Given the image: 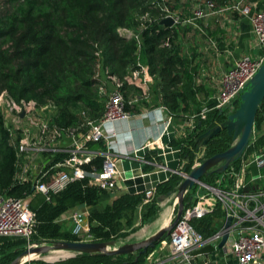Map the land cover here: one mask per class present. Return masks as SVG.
Wrapping results in <instances>:
<instances>
[{"label": "trees", "instance_id": "trees-1", "mask_svg": "<svg viewBox=\"0 0 264 264\" xmlns=\"http://www.w3.org/2000/svg\"><path fill=\"white\" fill-rule=\"evenodd\" d=\"M0 1V94L16 103L32 101L35 107L51 106L49 120L57 129L78 132L88 122L101 117L103 96L98 92L100 81L95 77L98 63L106 74L118 81L129 70L139 65L146 66L147 73L153 77L148 100L142 98L134 87L124 83L120 87L125 110L132 114H136L138 109L128 103L124 90H132L133 98L143 105H164L170 112L178 109L179 103L187 97L191 69H188L187 60L180 54L176 42L177 30L187 26L181 23L167 26L160 20L165 8L179 16L186 15L193 0ZM211 1L218 6L227 2ZM117 28L137 34L138 41L132 36H121ZM213 103V100L207 101L206 107H212ZM230 109L225 106L206 111L203 117H196L188 136L168 142L170 146L182 144L179 156L186 158L187 163L181 170L187 171L191 164L198 148L196 136L222 121ZM195 110L198 112L200 107ZM263 122L264 97L257 107L252 128L258 133ZM18 140V133L11 136L6 131L0 112V194L13 198L30 196L27 206L34 214V225L29 242L79 240L70 230L60 227L58 216L74 207L95 206L105 190L90 184L85 177L70 182L46 201L42 194L33 193L30 179H16L20 165ZM251 140L242 155L264 145L263 135L258 134ZM230 141L225 131H220L204 145L205 156L223 151ZM89 143H98L100 147L97 149H104L102 142ZM149 154L144 153L145 160H151ZM64 156L63 152H54L48 166L60 162ZM239 158L225 170L238 165ZM101 160L100 155H95L82 166L87 171L99 170ZM145 168L150 167L145 165ZM225 170L219 173L210 171L201 175L199 180L212 185L209 179L223 174ZM179 180V175L171 174L155 185V191L161 195L172 192ZM144 198L142 191H125L113 197L101 210L89 211L86 216L87 235L92 241L103 242L122 236L126 229L132 227L137 208ZM182 198L183 207L195 200L187 203L186 197ZM152 208L148 205L142 218H147ZM222 216V211L216 207L212 213L191 219L190 223L206 237L214 231V224ZM163 235L166 236V233ZM7 239L10 238L0 237V243L5 244ZM150 249L146 248L140 254H128L126 259H121L120 255L78 253L67 261L55 264H143ZM14 252L3 257L1 264H9L21 251L13 256Z\"/></svg>", "mask_w": 264, "mask_h": 264}, {"label": "built area", "instance_id": "built-area-1", "mask_svg": "<svg viewBox=\"0 0 264 264\" xmlns=\"http://www.w3.org/2000/svg\"><path fill=\"white\" fill-rule=\"evenodd\" d=\"M193 2L186 15L179 16L176 12L165 8L161 19L171 17L173 25L187 23L202 32L199 26L201 20L211 16L219 17L229 11L248 21L249 32L258 45L263 47V53L258 56L244 54L233 60L216 81L217 91L212 97L213 106L203 107L198 113L190 115V122H193L197 116L202 117L208 110L229 106L264 58V2L254 11L250 10L251 5L247 0L227 1L221 6L215 5L211 0H193ZM117 31L121 36L126 38L132 36L138 41V35L128 29L117 28ZM204 38L211 47L215 46L213 39ZM95 77L100 81L98 92L103 96V113L99 119L88 122L78 132L72 130L63 132L57 129L48 118L34 123L35 128L31 126L33 131L31 135V131L23 124L31 119L33 110L48 108L51 113L52 107L49 105L35 107L32 101L16 103L6 99L3 93L0 94V102L5 100L7 103V112L11 113L12 110L14 112L13 118L8 114L10 121L3 120V126L9 135L14 136L16 133L19 135L17 151L20 165L16 179L19 181L30 179L33 193L42 194L46 201H49L50 195L61 191L70 182L85 177L90 184L100 189L110 190L116 185L117 158L113 154L111 145L107 143L108 137H114L115 133L108 125L115 119L134 115L125 110V101L120 87L123 83L134 86L140 96L148 100L152 76L147 73L146 66L139 65L129 70L118 81L106 74L98 63ZM106 82L111 84L110 88L106 87L108 86ZM1 106H3L2 103H0ZM155 109L168 112L164 105H152L147 110ZM20 112H22L21 116H19ZM62 136L68 137L67 144H59ZM250 139L253 140L252 136ZM89 142H102L104 149L87 150L85 147ZM147 146L153 147V142L148 143ZM54 152H63L65 156L60 162L48 166ZM33 155L48 156L46 160L48 163L46 162L42 171L35 176H32L29 171V163L32 168L34 165V160L31 158ZM95 155H100L102 158L100 169L87 171L82 165ZM239 160L240 163L236 169L230 166L228 170H225L227 178L223 182L218 181L214 185L200 182L205 191L198 195L193 203L182 207L179 217L167 231L162 244L147 255L143 264H194L193 251L201 245H208L211 250L220 251L222 257L218 259L221 260L231 254L236 264H264V145L241 155ZM142 162L143 164L152 163L151 160L145 159ZM250 165L255 167L253 174H247ZM51 168H53L52 174L47 176ZM142 192L145 198L150 196L153 186L146 187ZM29 197L13 198L0 194V237L23 239L27 247L35 245L29 242L34 225V214L27 206ZM216 207L222 211L223 216L214 224V231L204 237L194 229L190 220L212 213ZM86 216L87 214L83 211L72 210L69 215L72 234L77 236L81 233L87 234ZM227 216L230 220L225 229L226 238L221 247L216 249L224 230L223 221ZM73 255V253L70 254V256Z\"/></svg>", "mask_w": 264, "mask_h": 264}, {"label": "crops", "instance_id": "crops-1", "mask_svg": "<svg viewBox=\"0 0 264 264\" xmlns=\"http://www.w3.org/2000/svg\"><path fill=\"white\" fill-rule=\"evenodd\" d=\"M247 1L251 5V11L256 10L264 2V0ZM193 3L192 1L190 5L192 6ZM220 16L226 24L222 28L223 31L217 27L211 29L213 36L209 37L214 40V47H211L202 35L198 36L197 29L191 24L181 23L187 27L178 29L176 32V42L179 45L180 54L187 60L188 69H191L192 75L191 86L187 85V97L179 103L178 109L174 112H164L158 109L148 111L147 109L152 105H143L141 101L133 98L132 90L127 92L124 90L127 101L137 108L138 112L115 119L108 125L115 133L114 137H108L107 142L111 145L113 154L117 158L118 176H116L115 187L105 190L95 206L91 208L78 206L68 209L58 216L57 221L69 218L70 213L75 209L86 214L92 210H101L105 204L121 192L143 191L148 186H155L166 180L174 173V170L177 169L178 155L182 144L180 142L178 145L170 146L168 142L171 139H180L190 134L196 122V119L190 122V115L201 111L203 107H206L207 101L212 100L217 91L216 81L219 75L232 64L233 60L244 54L258 56L263 53V47L258 45L250 34L246 19L235 13H229V11ZM219 17H207L199 22V26L202 27L208 20L217 21ZM107 84L111 85L106 82ZM130 87L134 86L130 85ZM199 107L200 110L195 112V109ZM182 108L184 109L182 110ZM3 120L10 121L11 119L10 116L3 115ZM258 132L264 136V122ZM30 133L32 135L33 131ZM61 140L59 144H62ZM150 142H153V147L147 146ZM145 152H150L152 163L143 164ZM31 158L34 160V165L32 168L29 163V171L32 176H35L42 171L48 156L33 155ZM145 165H149L150 168L146 169ZM253 173H255V167L250 165L247 174ZM193 252L194 264H236L231 254L226 255L223 260L218 259L222 256L217 251L211 250L208 245H201Z\"/></svg>", "mask_w": 264, "mask_h": 264}, {"label": "water", "instance_id": "water-1", "mask_svg": "<svg viewBox=\"0 0 264 264\" xmlns=\"http://www.w3.org/2000/svg\"><path fill=\"white\" fill-rule=\"evenodd\" d=\"M171 17H164L160 20V23L171 26L173 25ZM264 97V58L260 65L251 76V78L245 83L243 89L229 104L231 108L226 113L224 119L219 123L205 129L199 135L196 136L195 142L200 141V145H205L206 142L213 136H216L220 131H225L232 141V143L223 151L214 153L213 155L204 158L199 164L191 167L188 172L181 170L178 172L183 178L178 183L176 189L177 197V210L176 214L167 227H161L146 239L137 243L122 244L114 249H107L106 244L108 241H65L56 240L49 245H34L27 247L18 253L9 264H20L21 258L26 253L41 254L47 250L57 249L70 251L73 254L78 253H99L106 255L127 254L136 250L137 254L145 251L146 248H152L154 243L162 236V234L171 228L179 217L182 209V197L183 194L191 188L194 183H200V176L210 171L215 173L222 172L225 168L234 160L239 158L246 146L252 134V125L257 107ZM22 112L19 113V116ZM174 172H177L174 170ZM230 218L227 216L223 221V232L216 245V249L221 247L226 238V231Z\"/></svg>", "mask_w": 264, "mask_h": 264}, {"label": "rangeland", "instance_id": "rangeland-1", "mask_svg": "<svg viewBox=\"0 0 264 264\" xmlns=\"http://www.w3.org/2000/svg\"><path fill=\"white\" fill-rule=\"evenodd\" d=\"M233 0H228V2H231ZM1 2V1H0ZM224 17H226L224 15ZM225 20H223L222 17L218 18L217 21L215 20H208V22L204 23L202 25L201 31H198V36H203V37H209V36H213V32L211 31V29L213 27H217L218 29H222L225 26ZM223 31V29L221 30ZM107 88H110L111 85L106 86ZM3 106L0 107V112L3 115H7L9 117L8 114H10L12 116V118L14 117V112L13 110L10 111L11 113L7 112L6 106L7 103L5 102V100L2 102ZM34 113L31 117V119L26 120V123H24V127L28 128V130L31 131V126H34V123L39 122V121H44L45 119L49 118V114L50 111L49 109H45V110H41V109H34L33 110ZM11 125H13V123H11ZM264 133V132H263ZM259 134V132L257 133V131H255L252 128V138L254 139L255 137H257ZM61 143L62 144H66L69 142L68 137L62 136L61 137ZM60 138V139H61ZM66 138H67V142H66ZM232 143V141L229 142V145ZM197 150L194 153V156L192 158L191 164L188 168L187 171L184 170V172H188L189 169L197 164H199L204 158H206L205 156V152H204V145H200V141H198L197 143ZM98 147H100V145L98 143H89L85 148L87 150H95ZM187 163V159L184 157H181V155H178V164H177V172H174L172 174H177L180 176V180L179 182L182 180V176L180 174H178L179 171H181V169L184 167V165ZM238 163H240V160L238 161ZM238 165L233 166V169H236ZM52 170L53 168L48 170L47 176H50L52 174ZM222 178V179H221ZM227 178L226 173L224 174H219L215 177H212L209 179V182H211L210 184H216L218 181L223 182L224 179ZM204 183V182H201ZM205 184V183H204ZM178 185V184H177ZM177 189V186H176ZM176 189L172 192L166 193V194H159L158 192L155 191V186H153V192L150 196L146 197L145 199H143L142 201V205H140L137 208L136 214H135V218L132 224L131 228H128L124 231L123 235L113 239V240H109L106 244V248L109 249H114L122 244H126V243H137L140 242L144 239H146L148 236H150L152 233H154L155 231H157L159 228L161 227H167L168 225H170L171 221L173 220L175 214H176V210H177V197H176ZM204 188H202V186L200 185V183H194L190 190L186 191L185 194H183V196L186 197V202H191L193 201L198 195L202 194L204 192ZM183 200V198H182ZM184 201H182V207H183V203ZM148 205H151L153 208L152 210L149 212V215L147 218H142V214L146 211V207ZM60 216V215H59ZM60 225V227L64 230H70L71 231V224L69 221V218H64L61 220L57 221ZM165 233V232H164ZM163 233V234H164ZM162 234V235H163ZM74 235V234H73ZM77 238H79V240L81 241H92L90 236L87 235L86 233H81L78 236L75 235ZM165 235L161 236L155 243L154 246L145 254V258H144V262L146 261V257L149 253H151V251L155 250L159 245L162 244V241L164 240ZM52 242H44V243H39V244H35V245H49ZM9 244V245H6ZM27 244L23 239H19V238H10L7 239V242L4 243H0V264H1V260L3 257H5L6 255H9L12 253V251H15L12 255L15 256L18 252L24 250L27 248ZM53 250V249H51ZM57 250V249H54ZM50 252V250H47L46 252H43L42 254H40L39 257H41L42 255H46V253ZM218 254L221 256V252L217 251ZM71 254V253H70ZM134 255L136 254V250L131 252V253H127V254H117L120 255L121 259H126L127 255ZM76 254H74L73 256H66L63 259H57L56 261H45L40 259L39 257L37 258H31L29 260L26 261H22L20 264H55V263H59V262H64L67 261L69 259H71L72 257H75ZM212 264V263H211Z\"/></svg>", "mask_w": 264, "mask_h": 264}, {"label": "bare ground", "instance_id": "bare-ground-1", "mask_svg": "<svg viewBox=\"0 0 264 264\" xmlns=\"http://www.w3.org/2000/svg\"><path fill=\"white\" fill-rule=\"evenodd\" d=\"M68 255H70V251H65V250H50V252L46 253V255H42L41 257H39L40 254L37 253H26L25 255L22 256L21 262L37 257H39L42 260L50 262L53 260L56 261L57 259H63Z\"/></svg>", "mask_w": 264, "mask_h": 264}]
</instances>
